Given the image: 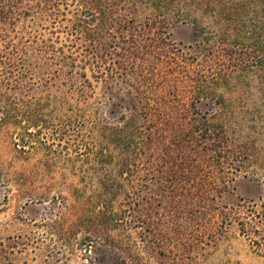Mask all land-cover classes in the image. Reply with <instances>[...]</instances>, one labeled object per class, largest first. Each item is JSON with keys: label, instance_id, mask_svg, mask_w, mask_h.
<instances>
[{"label": "rangeland", "instance_id": "1", "mask_svg": "<svg viewBox=\"0 0 264 264\" xmlns=\"http://www.w3.org/2000/svg\"><path fill=\"white\" fill-rule=\"evenodd\" d=\"M256 1L234 11L229 25L205 12L201 26L179 21L155 33L135 16L127 33L141 39L139 71L122 81L87 71L86 97L60 86L65 69L44 57L10 75L0 66V92L14 108L0 127V251L7 253L0 264H117L131 253L147 264H264V5ZM47 25L19 20L0 31V49H30L51 38ZM65 40L60 34L55 43ZM199 75L217 79L220 106L214 96L192 101ZM135 88L150 103L140 121L148 155L132 172L108 166L109 178L123 184L112 206L125 224L123 243H131L112 249L93 233L99 209H109L100 204L104 172L93 157H119L101 136L105 126L120 127L119 98ZM212 115L221 129L215 137L186 130Z\"/></svg>", "mask_w": 264, "mask_h": 264}, {"label": "trees", "instance_id": "2", "mask_svg": "<svg viewBox=\"0 0 264 264\" xmlns=\"http://www.w3.org/2000/svg\"><path fill=\"white\" fill-rule=\"evenodd\" d=\"M255 1L242 0L240 3H235L233 0H0V31L14 30L19 20L34 18L38 21L47 19V26L51 29V38L39 39L30 49L4 44L0 49V66L7 75H10L14 69L20 70L25 64L36 65L34 62L44 57L65 69V77L63 81H59L60 86H67V89L86 97V91L91 87L87 79V71L93 78L110 77L121 81L130 74L136 75L139 71L136 61H142V56L145 54L140 43L141 39H136L134 35L127 33L137 25L135 16H143L141 27L147 32L155 33L179 21L188 20L201 26L203 23L201 15L205 12L211 13L218 21L229 25L232 16H236L234 11H238L240 6L245 8ZM256 2L264 5L263 0ZM60 34H66L65 41L68 42L56 45L55 42L60 41ZM54 37L56 41L53 40ZM12 57H16V60ZM55 76L57 78L58 74ZM194 78L191 79L193 84L189 86L192 101L214 96L215 103L220 106L223 102L222 95L221 97L216 95V91L213 90L217 79L209 83L201 75ZM6 87L4 85V88ZM124 93L119 98L124 110L120 127L105 126L104 134L100 135L108 144L119 149L120 155L114 157L116 161H113V158L110 161V156H104L102 151H98L93 157V167L104 172L99 180V187L105 192L100 204L108 202L109 205L108 210L104 207L99 209L93 233H103L108 246L112 249H128L131 243L129 245L123 243V233H120V230L125 224L112 206L115 198L122 193L123 184L118 181L117 175L109 178V173L115 166L120 174H123L124 170L132 172L134 168L137 169L138 161L148 155L146 143L150 140V134L140 126V121L143 119L145 121L148 117L150 103L144 99L139 89L135 88V91L128 89ZM13 109L10 96L0 92V127L8 124L12 119ZM213 116L201 117V121L189 125L186 130L198 132L196 134L199 137L202 132L206 138L215 137L221 129L218 123L211 121L218 119L217 115ZM31 119L32 127H36L40 122L38 117L31 116ZM194 136L195 134L191 135L192 138H195ZM112 164L114 168L110 170L108 166ZM189 164L191 163L188 162ZM219 214L225 222L229 220L225 212L219 210L217 215ZM146 230L151 232L152 227ZM184 246L189 247V244ZM0 252L4 254L0 256L2 259L7 257L6 251ZM117 264H147V262L143 255L131 253L126 258L120 257ZM188 264H197V262L191 259V263Z\"/></svg>", "mask_w": 264, "mask_h": 264}]
</instances>
